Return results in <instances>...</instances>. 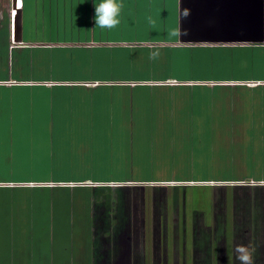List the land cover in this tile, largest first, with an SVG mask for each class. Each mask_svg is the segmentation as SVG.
I'll return each instance as SVG.
<instances>
[{
  "label": "crops",
  "instance_id": "1",
  "mask_svg": "<svg viewBox=\"0 0 264 264\" xmlns=\"http://www.w3.org/2000/svg\"><path fill=\"white\" fill-rule=\"evenodd\" d=\"M99 2L17 0L21 42L16 44L12 0H0V116L9 123L0 132L17 129L10 126V92L32 90L35 104L26 113L31 118L25 115L23 119L26 128L32 133H64L50 136L48 142L44 138L22 140L17 146L6 136L9 151L3 152L0 146V163L7 164L0 173V226L14 228L22 211L35 216L32 206H24L28 198H49L50 218L26 219L35 224L26 226L52 227V238L63 243L56 253L30 252L33 244L46 239L30 235L20 240L12 238L10 231L5 239L1 232L0 264H239L234 247L250 242L257 249L255 264H264V178L191 185L155 177L92 181L89 176L64 172L77 167L68 156L89 155L88 144L81 145L75 133L152 129L148 127L157 124L144 120L164 121L163 112L179 90H189L183 98L188 106L180 103L175 115H194L193 120L223 111L228 130L242 139L240 133L249 128L232 123L228 116L236 111L264 114L259 106L264 93L250 94L264 90V77L249 74L250 66L256 75L264 74V0H123L121 23L113 30L94 28V5ZM184 9L190 12L186 18ZM167 12L171 28L187 35L170 39L165 24L153 28V15L162 20ZM142 17L146 22L134 25L133 20ZM125 20L131 21L128 27L122 24ZM111 33H140L142 37L112 39ZM135 49L142 54L117 62L126 50ZM153 50L160 51L162 68L168 66L171 53L194 51L195 64L209 61L216 67L223 61L227 74L199 79L130 75ZM109 61L121 65V74L94 73L97 62L98 70L105 72ZM54 62L69 63L71 72L85 70L86 75L62 77L57 70L45 74ZM195 98L205 101L195 104ZM138 115L143 118L137 119ZM245 181L258 184L243 185ZM197 188L208 189L201 199L206 203H195L192 192ZM62 196L67 206L59 205ZM58 210L67 211L65 218H58Z\"/></svg>",
  "mask_w": 264,
  "mask_h": 264
},
{
  "label": "rangeland",
  "instance_id": "2",
  "mask_svg": "<svg viewBox=\"0 0 264 264\" xmlns=\"http://www.w3.org/2000/svg\"><path fill=\"white\" fill-rule=\"evenodd\" d=\"M153 16V28L156 30L160 23L162 25L165 24L168 29L167 38L170 37L171 39L172 36H169V29H172L171 14L168 13L164 15V19L162 20L159 16ZM145 20L146 19L142 17L138 18V20L134 19L133 22H135V25L143 21L146 22ZM136 21H138V23ZM130 23V20H125L122 24H126L125 27H128ZM141 35L140 33H132L127 34L126 37L111 33L109 37L112 39L124 38L127 40L129 38L142 37ZM153 37L160 38L161 36L156 35ZM133 54L137 58V55L142 53L138 50L136 51V49L126 50L124 56L122 54L123 58L117 59V62L122 63L125 57L133 56ZM196 56L197 53L194 51H175L171 53L170 56H168L169 59L166 60L168 66L163 68L160 67L161 59L159 58L157 60L148 59L143 61L144 65L133 67L134 71H131L130 75H135L138 79H146L153 75L158 76L159 74L166 76L172 75L177 79H199L207 77L224 78L227 74L225 72L227 63L225 64V62L219 61L216 67L210 64L209 61H199L195 64L194 61ZM137 62L136 60V63ZM97 63L94 73L102 75L112 73L121 74L120 64L117 65L115 62L109 61L106 66L108 72H106V70L102 72L98 70ZM68 64L69 63L64 65L54 62L51 64V67L45 68V74L50 70H57L56 74L62 77L64 74L86 75L85 70L71 72L67 66ZM212 70L213 72H211ZM249 70V74H255L256 70L253 67L251 68L250 66ZM128 74L129 72H126V75ZM254 74L253 77H260L262 75V77H264V74L261 73L257 75ZM263 93L264 90H258L252 91L250 94L261 95ZM175 94H178L177 98L170 99V102H168L170 107H167L163 112V114L166 113L161 117L164 121L153 122L147 119L144 120V122L147 123L157 124L153 127H148L152 129L135 131H83L75 133L76 139L83 141L80 143L81 145L88 144V148L85 150L89 155H75V153H73L71 156H68L67 160L71 162L73 166L77 167L66 170L63 168L62 171L64 170L65 173H73V175L89 176V179L92 181H119L127 177L132 180L155 177L156 179L174 181L175 183L191 182V185L227 181L228 179L240 177L254 179L264 178V114L242 115V113L236 111V114L228 116L229 119H232V123H243L245 124L244 128H249V130L244 131V133H240L243 134L242 139H240V136L238 138L235 136L237 132L228 130L230 125L227 124L228 121L225 119L227 115H225L223 111L219 113L220 111L217 110L215 116L214 114L211 115V117L199 116L201 117L200 119L193 120L192 117H196L194 115L192 117H190L191 115H175L180 103L181 106H183L184 103V107L187 108L188 103L183 100V98L185 95L189 94V90H179L176 91ZM9 95L10 126H14L17 129L14 130L16 132L13 133L0 132V134L4 133V135L0 137V146L3 148V152H7L10 149V147L6 148V136L10 141L14 140L17 146L21 144L22 140H31V138H44V141L48 142V139H51L50 136H57L63 133L37 132V134L29 132L24 125L26 122L23 119L26 113L30 114L33 111L32 109L35 101L32 90L14 91L10 92ZM107 97L108 95L105 99H107ZM92 101L93 100L90 99V103H92ZM204 101L203 99H194L195 104L196 102L203 103ZM259 101V106L264 110V98ZM97 102H99V100ZM151 102L155 103L156 99ZM200 106H204V104ZM192 108H194L193 111L196 110L195 105ZM209 108L211 107L209 106ZM104 109L109 110V107H105ZM138 111L142 110L138 109ZM172 114L173 116H171ZM2 118L5 117L0 116V127H8L9 123H6L4 120L2 121ZM136 118L141 120L143 116L138 115ZM177 124L182 125L178 127ZM66 133L67 132H65V134ZM86 139H88V141H86ZM46 145L47 143L44 144L43 147ZM45 156V153H43V160ZM4 163L5 162L0 163L3 164L0 166L1 175L3 174L2 171L7 168V164ZM55 164L50 166H55ZM75 179L80 180V178ZM257 184L258 183L253 181L243 182V185ZM214 185L224 184L216 183ZM207 190L208 189L197 188L192 192V197L195 198L196 204L206 203L201 199L206 197ZM25 202L24 206L33 207L31 211H33L35 216L32 213L28 214L27 211H22L17 213L16 221H14L17 224H14V228L0 226V247L2 243V234H4L5 239H7L10 231V234H14L11 235L12 238L17 239V237H19L20 240L30 235L37 237L41 235V238L46 239L40 241V243L33 244L32 247L28 249L30 252H46L48 250L51 253H56V251L63 249V243L58 244L61 242H58V239H53L55 236L52 235V227L26 226L27 224L35 225L33 223H26V219L50 218V199L28 198ZM59 203L60 206H67L69 202H67L65 196H62ZM204 207L203 205L202 209H204ZM66 214L67 211L58 210V218L60 216L65 218ZM19 218L22 220H19ZM15 245H19V247L23 248L26 247V244L21 245V243ZM24 253L26 254L27 252L24 251Z\"/></svg>",
  "mask_w": 264,
  "mask_h": 264
},
{
  "label": "clouds",
  "instance_id": "3",
  "mask_svg": "<svg viewBox=\"0 0 264 264\" xmlns=\"http://www.w3.org/2000/svg\"><path fill=\"white\" fill-rule=\"evenodd\" d=\"M124 8L123 0H100L98 4L94 5V28L101 30H113L117 28L120 23L121 12ZM190 14L189 10L184 9L182 16L187 17ZM150 22L151 18H149ZM187 35V32H179L175 29L169 31V36L177 37ZM161 53L159 50L149 52L150 60H157ZM257 249L251 242L248 244H237L234 247V254L239 264H255Z\"/></svg>",
  "mask_w": 264,
  "mask_h": 264
},
{
  "label": "water",
  "instance_id": "4",
  "mask_svg": "<svg viewBox=\"0 0 264 264\" xmlns=\"http://www.w3.org/2000/svg\"><path fill=\"white\" fill-rule=\"evenodd\" d=\"M12 9L15 11L14 17V43H20V10H17V0H12Z\"/></svg>",
  "mask_w": 264,
  "mask_h": 264
}]
</instances>
